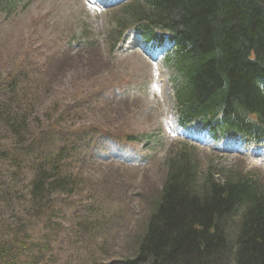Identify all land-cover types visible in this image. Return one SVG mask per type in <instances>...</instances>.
I'll return each instance as SVG.
<instances>
[{"label":"trees","instance_id":"trees-1","mask_svg":"<svg viewBox=\"0 0 264 264\" xmlns=\"http://www.w3.org/2000/svg\"><path fill=\"white\" fill-rule=\"evenodd\" d=\"M120 11L117 34L131 24L138 25L147 42L157 39L153 28L171 33L175 51L167 61L176 69L178 112L222 131H241L250 140L264 137V85L258 83L264 78V0H137ZM113 87L107 85L113 92L104 97L105 107L116 103ZM101 90L82 92L66 107H93L102 100H92ZM18 96L15 91L13 98ZM0 115L14 135L20 137L27 129L24 113L5 114L1 109ZM87 129L72 131L58 123L31 145L40 149L33 155L26 195L25 208L32 216L0 219V264H57L56 245L66 226L56 219L67 221L71 208L55 203L54 195L73 196L75 181L70 172H63V156L70 139ZM91 129L116 137L123 126L113 132L95 125ZM216 176L211 169L202 175L189 150L169 155L157 202L136 238L137 250L122 257L121 264H264V180L238 166L220 179ZM93 211L91 206L85 209L87 215ZM34 218H41L35 231ZM92 224L86 229L96 241L107 223L98 222L96 230Z\"/></svg>","mask_w":264,"mask_h":264},{"label":"rangeland","instance_id":"rangeland-1","mask_svg":"<svg viewBox=\"0 0 264 264\" xmlns=\"http://www.w3.org/2000/svg\"><path fill=\"white\" fill-rule=\"evenodd\" d=\"M104 14L91 11L83 0H23L12 15L0 14V103L9 106L12 115H17L16 112L27 115L24 124L18 122L27 128L20 137L12 133L5 123L6 118L0 115V219L14 221L19 217L26 220L32 216L25 208L29 202L26 195L36 158L33 155L40 149L31 145L41 142L42 134L50 127L56 128L62 114L63 126L72 131L89 126L88 133L93 132L91 127L94 125L111 129L121 125L123 130L119 133L122 134L125 128L127 134H145L153 140L155 137L170 138L163 148L158 146L151 151H144L145 140L132 144L131 154L141 157L133 163L126 158L117 159L93 165V169L87 163H81L79 153L72 150L83 133L70 139L63 163L74 173V194L69 198L64 194L54 195L55 203L71 208L63 233L66 239L56 245L58 264H109L121 257H129L137 250L136 238L157 202L156 197L165 179L163 157L172 144L179 142H172L175 138L169 137L166 127L167 120H172L170 107L173 101L168 85L171 70L163 58L151 60L138 39L131 40L116 53L110 52V45L106 43L102 51L98 49L77 58V55H70L57 67L60 59L51 55L59 53L61 56L73 51L79 44L80 35L100 41L108 37L111 27L109 16ZM90 56L92 59L84 63ZM49 60L56 62L54 70H51ZM112 65L114 70L109 69ZM83 69L84 75L81 74ZM59 75H65L63 83L59 80L53 87H47L46 81L54 83ZM120 77L126 82H118ZM158 78L163 81L159 88L156 84ZM10 82L18 83L16 88L20 95L17 98L8 94ZM110 83L120 85L118 89L131 96L128 107L123 102L120 105L122 110L112 111L100 106L96 110L67 111V103L80 93L102 84L107 87ZM89 143L109 148L111 138L101 136L94 143L87 138L85 144ZM197 145L201 148L195 153L202 174L208 168L220 171L240 161L243 171L264 177L262 147L247 148L241 154L216 150L215 144L212 146L209 142ZM232 147L229 146L228 150L245 149L239 145ZM180 148L175 146L173 151ZM90 206L97 212L87 215L85 209ZM91 221H96L92 224L93 230L98 222L107 223V227L101 230L105 234L96 241L89 238L93 235L89 236L90 231L86 229ZM31 222L33 230L40 229L41 221Z\"/></svg>","mask_w":264,"mask_h":264},{"label":"bare ground","instance_id":"bare-ground-1","mask_svg":"<svg viewBox=\"0 0 264 264\" xmlns=\"http://www.w3.org/2000/svg\"><path fill=\"white\" fill-rule=\"evenodd\" d=\"M230 246H232V243H230Z\"/></svg>","mask_w":264,"mask_h":264}]
</instances>
